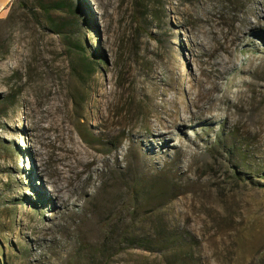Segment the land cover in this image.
I'll return each mask as SVG.
<instances>
[{
  "label": "rangeland",
  "instance_id": "obj_1",
  "mask_svg": "<svg viewBox=\"0 0 264 264\" xmlns=\"http://www.w3.org/2000/svg\"><path fill=\"white\" fill-rule=\"evenodd\" d=\"M81 1L91 76L0 25V264L173 263L128 246L157 227L178 263L264 264V0Z\"/></svg>",
  "mask_w": 264,
  "mask_h": 264
},
{
  "label": "trees",
  "instance_id": "obj_2",
  "mask_svg": "<svg viewBox=\"0 0 264 264\" xmlns=\"http://www.w3.org/2000/svg\"><path fill=\"white\" fill-rule=\"evenodd\" d=\"M137 2L138 5L135 3V6H140L139 10L144 12L143 18L146 19L149 6L145 4L144 0ZM82 11L83 3L81 0H13L6 17L0 20V25H7L11 28L21 26L23 29L33 31L39 35L55 36L61 46L58 56L60 55V58H65L67 61L68 56L69 58L72 56L77 57L78 64L81 65L88 76H91L96 71L95 66L98 61L86 55L82 34L84 25ZM143 18L136 17L140 28ZM150 38L156 40L152 35H150ZM20 93L21 91L18 89L17 92H11L0 98V118H5L8 109L16 106ZM158 182L154 183L157 185V190L150 195L151 200H166L170 197L168 192L172 189H169L168 183L161 184ZM171 199H174V197ZM129 208L134 210L135 207ZM165 231L166 228L157 227L154 238L131 237L127 239L128 246L149 253L173 251L171 256L178 257V259L168 264H181L178 263L181 258L186 260L189 258V254L183 253V250L185 248L191 250L193 241L191 242L189 238L183 235L171 234L169 236Z\"/></svg>",
  "mask_w": 264,
  "mask_h": 264
},
{
  "label": "bare ground",
  "instance_id": "obj_3",
  "mask_svg": "<svg viewBox=\"0 0 264 264\" xmlns=\"http://www.w3.org/2000/svg\"><path fill=\"white\" fill-rule=\"evenodd\" d=\"M109 124H111V123H109ZM70 153L73 155V157L80 155V151H71ZM71 170H72V167H70V165H67L65 167H59V168L57 167V169H56L57 176H58V178L61 181L64 182V187H60V188L58 186H53L52 187L53 188V191L55 192V195L56 196H59L60 191H61V188H63L64 190L69 191L71 188H73V185H75L74 179H72V177L70 175V172H72ZM82 191L87 194V191L86 190H82Z\"/></svg>",
  "mask_w": 264,
  "mask_h": 264
},
{
  "label": "crops",
  "instance_id": "obj_4",
  "mask_svg": "<svg viewBox=\"0 0 264 264\" xmlns=\"http://www.w3.org/2000/svg\"><path fill=\"white\" fill-rule=\"evenodd\" d=\"M12 1L13 0H0V20L6 17Z\"/></svg>",
  "mask_w": 264,
  "mask_h": 264
}]
</instances>
